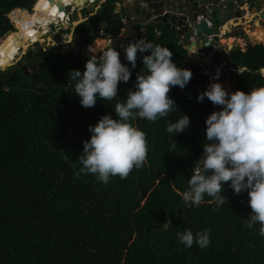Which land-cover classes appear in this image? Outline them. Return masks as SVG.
Instances as JSON below:
<instances>
[{"label": "trees", "instance_id": "16d2710c", "mask_svg": "<svg viewBox=\"0 0 264 264\" xmlns=\"http://www.w3.org/2000/svg\"><path fill=\"white\" fill-rule=\"evenodd\" d=\"M118 2L107 0L91 19L109 22L106 36H116L122 25L118 18L112 21L118 17ZM78 3L0 0V58L10 57L22 40L42 31L39 27L56 22L65 6ZM29 20L35 23L26 27ZM126 23L124 29L130 31L132 25ZM146 38L168 46L172 59L190 68L192 76L184 88H170L176 109L169 117H137L148 142L143 166L107 183L93 173L77 174L82 142L90 138L88 126L103 114L116 117L112 105L134 87L137 72L143 70L142 55L150 50L138 52L129 81L118 83L117 98H98L91 107L79 103L68 75L71 69L83 72L89 58L83 53H61L58 46L40 49L46 64L38 71L27 75L13 65L0 71V264H264V237L258 235V225L242 224L251 211L247 191L236 194L224 182L226 200L219 207L207 194L198 206L184 202L181 193L203 154L205 119L219 106L207 97L197 100L208 81L177 42L175 30L161 22L147 27ZM261 38L264 43V31ZM229 62L236 67L235 90L247 92L264 84L256 71L264 65L263 44L230 50ZM181 114H187L190 123L172 140L166 121ZM185 228L193 233L209 229V244L185 247L176 236Z\"/></svg>", "mask_w": 264, "mask_h": 264}, {"label": "clouds", "instance_id": "9594fccd", "mask_svg": "<svg viewBox=\"0 0 264 264\" xmlns=\"http://www.w3.org/2000/svg\"><path fill=\"white\" fill-rule=\"evenodd\" d=\"M106 1L96 0L94 5L88 7H96L97 10ZM119 14L122 13L119 11ZM156 16L152 13L146 17L148 20L145 22V29L162 22H156ZM79 18H82V22L87 19L83 18V13ZM131 20L125 14V22L130 23ZM33 23L35 22L29 20L26 27H31ZM151 23L157 25H149ZM137 24L142 27L143 20ZM167 24L172 28L171 24ZM38 30L44 28L39 27ZM74 30L75 28L72 35ZM193 41H196V45L188 54L192 62L203 71L201 73L205 75L209 85L198 93L197 100L202 101L207 97L219 106V109L212 111L205 119L203 154L197 160L198 163L196 161L187 179L188 187L181 196L186 204L198 206L207 194L219 207L226 200L224 182H229L236 194L247 191L251 211L247 218L242 219V224L248 228L258 225V235L264 237V84L253 86L247 92L239 88L229 91L219 81L221 78L218 73L214 75L213 71L194 61L192 56L193 53L200 52V57L205 56L210 60L213 52L221 46L217 48L216 44L205 49L203 44V48L197 50L199 41L193 39L189 33L181 35L177 42L188 50ZM71 44L74 46L73 39ZM118 46L123 48L124 58L130 62V66L122 63L121 53L118 47H113V43L103 47L94 43L88 45L87 49L92 54L85 61L83 72L77 68L68 73L73 81V92L80 97L79 103L84 107H91L98 98L106 101L117 98L118 83L129 81L132 70L136 67L138 52L150 50L149 54L142 55L143 70L137 72L134 87L126 89L127 94L123 101L116 99L112 105L116 117L111 113L103 114L95 124L88 126L90 138L82 142L83 150L77 159L81 166L77 174L93 173L104 183L116 175L124 179L134 167L138 169L143 166L146 162L148 142L146 133L136 124L137 117L151 121L169 117L173 107L176 109L174 99L168 95L170 88H184L192 76L190 68L177 65L172 59V50L166 45L141 37L122 45L119 42ZM97 52L99 55H96ZM20 55L22 56L23 52ZM12 62L11 57L0 58V71H4L9 64L13 65ZM230 68H234L236 72L235 66L230 65L227 69ZM256 71L264 77V65H260ZM189 123L190 117L181 114L174 121H166L165 131L172 139L175 133L185 130ZM176 236L180 243L189 248L194 242L200 248L206 247L210 242V230L207 228L195 233L191 228H185L182 232L178 231Z\"/></svg>", "mask_w": 264, "mask_h": 264}, {"label": "water", "instance_id": "95a60500", "mask_svg": "<svg viewBox=\"0 0 264 264\" xmlns=\"http://www.w3.org/2000/svg\"><path fill=\"white\" fill-rule=\"evenodd\" d=\"M135 7L139 10L142 7V11L147 9L148 15L155 13L158 18L156 22H171L173 29L177 31V41L184 33H189L193 39L201 41L205 44L206 49L213 47L216 44L222 45V50H215L213 56L210 57V62L207 64L204 61L200 63L207 68L209 71H213L217 68L219 63H222L224 59H227V53L225 52V44L219 42L218 31L220 28V22L225 23L230 19V15H233L236 3L238 0H135ZM218 2L217 6L214 7V3ZM124 2L123 5H125ZM213 4V5H211ZM121 3L116 4V13H119ZM212 6V7H211ZM214 8V9H213ZM203 16L201 20L200 16ZM239 15V13H237ZM264 17V14H263ZM119 19H122V14H119ZM140 20H136L139 23ZM211 23V25H209ZM130 33H133L134 24H131ZM153 25V23L149 24ZM125 33H128L125 31ZM134 34V33H133ZM131 37H126L125 41L129 42ZM85 39L83 40V42ZM83 54L90 56L92 53L89 52L87 47L83 45ZM56 43V42H55ZM53 45H57V44ZM187 44V41L185 42ZM119 41L115 40L113 47H117ZM196 45V41L191 42L188 47V52L191 53L192 48ZM234 45V44H233ZM233 45H229V49L233 48ZM81 46V47H82ZM122 52V51H121ZM123 53V52H122ZM32 53L28 54L30 56ZM78 54V53H77ZM122 63L129 64V62L124 58V53L121 54ZM26 70V68H24ZM14 75V74H13Z\"/></svg>", "mask_w": 264, "mask_h": 264}, {"label": "flooded vegetation", "instance_id": "af4514ba", "mask_svg": "<svg viewBox=\"0 0 264 264\" xmlns=\"http://www.w3.org/2000/svg\"><path fill=\"white\" fill-rule=\"evenodd\" d=\"M79 1V0H78ZM84 1V4L82 5V4H80V2L78 3V4H74V6H80V7H83V6H85V4L87 3V2H89V0H83ZM255 0H246L245 1V3H247L249 6H250V11H251V8H253V2H254ZM226 2L227 3H229V0H226ZM122 5H121V7H120V12L121 13H123L124 14V16H123V18L122 19H119L118 17H119V13H117V15H118V17H116V16H114L113 17V20L112 21H114V20H116L117 18H118V20H120L121 21V23H122V25H121V27H120V30H119V33H117V35L116 36H110V35H108V36H106V33H105V29H106V27L109 25V22L108 21H104V20H100V19H95V20H91L92 19V17H95L97 14H98V12H99V10H100V8H101V6L96 10L95 8H93L92 9V11H90V12H88L87 10H88V8L89 7H87L84 11H83V13H84V19H86L85 21L86 22H88L89 20H91V21H89V23H88V26L86 27V28H82L81 27V25H82V23H84V22H82V23H80L78 26H76V28H75V30L73 31V43H74V46H71V43H70V45L68 46V48H66V49H64V50H62L61 48H60V46L58 45V47L60 48V50H59V52H61V53H65V52H68V51H74L75 49L77 50L75 53H82V51H83V46H82V42H83V40L85 39V41L83 42V45L85 46V47H88V44H87V42L89 41V40H91L93 37H95V36H97L96 38H98V37H102V39L104 38V39H108V38H113L114 40H113V43L115 42V40H118L119 42H121V40H124L125 39V5H123V3H124V1L123 0H121V2H120ZM238 3V2H237ZM217 4H218V2H215L214 3V7H216L217 6ZM241 6V5H240ZM233 7H235L236 8V6H233ZM144 8V7H143ZM214 9V8H213ZM96 10V11H95ZM135 11H137V12H139V11H142V8L141 9H137L136 7H135V9H134ZM97 12V13H96ZM116 12V11H115ZM251 14V13H250ZM147 17H149V15L147 16ZM260 18V16H258V15H256L254 18L252 17V19L251 20H249L248 21V24H247V26L250 28L249 30H248V32H250L249 34H251L252 36H254L255 37V33L253 34L252 33V30H254V29H256L255 27H256V25H255V21L257 20V19H259ZM261 20V19H260ZM131 22H134L135 23V20L134 19H132L131 20ZM228 23V22H227ZM226 23V24H227ZM135 24H137V23H135ZM160 24V23H159ZM226 24H220L219 25V27L218 28H220L219 29V31H218V35H219V41H222L221 39L223 38V37H220V36H223V35H227L226 36V39H230L229 37H231V34H232V31L230 32V31H226V32H224V30H223V28H224V26L226 25ZM259 27H261V25L259 26ZM233 28H236L237 29V27H233ZM71 30V32L69 31V29H62V32H66V31H69V33H72V29H70ZM41 31H39L38 33H40ZM54 32V29L52 28V30L51 31H49L48 32V34L47 35H53L55 38H57L58 39V37H56V34H54L53 33ZM61 31L60 32H58V33H62ZM146 32H147V29H146ZM230 32V33H229ZM147 34V33H146ZM237 34H238V32H237ZM246 36L245 37H247V34H245ZM78 37V38H77ZM96 40V39H95ZM235 41H237L236 39H235ZM235 41L232 43V45H233V48L232 49H229V47H228V43H224L225 44V46H226V48H225V52L227 53V59H224V61L222 62V63H220V64H218V67L216 68V69H214L213 70V72H214V75H217V73H218V75H219V78H221V76H222V74H224V71L225 70H227V68H229L230 67V65H231V63L229 62V51L230 50H233L234 48H236L237 46H238V44H236L235 43ZM46 42V41H45ZM42 43H44V39H42ZM79 43H80V48L78 47L79 46ZM197 44H198V42H197ZM55 46H57V45H51V43L48 45V47L47 48H45V47H43V48H40L42 51H48V50H50L52 47H55ZM82 46V47H81ZM198 47H197V50L198 49H202L203 48V45H202V47H200L199 48V45H197ZM239 47V46H238ZM205 49H206V47H204ZM40 49H39V51L38 50H36V49H34V50H29L27 53H23V55H22V57L20 58V59H16L14 62H12V64L16 67V66H18L19 68H21L27 75H29L30 73H32V72H35V71H38V69L41 67V66H43V65H45L46 63H45V59H44V57H43V55H42V52L40 51ZM18 51V50H17ZM21 52H22V49H21ZM30 53H32L30 56H28V54H30ZM200 52H196V54H199ZM195 54V53H194ZM30 58V59H29ZM220 65V66H219ZM24 68H26V70L24 69ZM216 71H218V72H216Z\"/></svg>", "mask_w": 264, "mask_h": 264}, {"label": "crops", "instance_id": "0c3cea01", "mask_svg": "<svg viewBox=\"0 0 264 264\" xmlns=\"http://www.w3.org/2000/svg\"><path fill=\"white\" fill-rule=\"evenodd\" d=\"M245 1L246 0H238V3H236V8L234 10L233 15H230V19L227 20L228 23L227 22H225V23L220 22V24H226L227 23L224 26L223 30L227 29L229 31H232L231 37H229V38L231 40L232 39L233 40L234 39L238 40V43H239L240 39H242L243 42H244V40L246 38L245 34L248 35V33H247L248 31L246 30V28L244 26L248 24V21L251 20L252 17L254 18L256 15L260 16V18L257 19L256 21H260V23L262 25V28L264 29V25H263L264 24V19H263L264 0H255L253 2L254 4H253V8H251V11H250V6L247 3H245ZM135 6L136 5H135L134 0H131V1L128 0L127 3H125V14L128 15L129 19L143 20V25H146L145 22H146V20H148L146 17L148 16L149 12L148 11H144V10L137 12V11L134 10ZM237 13H239V15H237ZM130 15H132V16H130ZM256 21H255V25H256ZM135 23H136V21H135ZM170 23L171 22H169V24ZM154 24L155 23H153V25ZM155 25H157V24H155ZM233 27H237V29L233 28ZM255 28L256 29L252 30L253 34L257 33L259 31L257 27H255ZM237 32H238V34H237ZM226 36L227 35L220 36V37H223L221 40L226 39ZM230 39H229V41H230ZM219 42L223 43V41H219ZM230 42H231L230 44H232V41H230ZM198 45H199V48H200V47H202L203 43L201 41H199ZM218 46H222V45L217 44V48H218ZM204 47H206L205 44H204ZM225 48H226V46H225Z\"/></svg>", "mask_w": 264, "mask_h": 264}, {"label": "rangeland", "instance_id": "374dc122", "mask_svg": "<svg viewBox=\"0 0 264 264\" xmlns=\"http://www.w3.org/2000/svg\"><path fill=\"white\" fill-rule=\"evenodd\" d=\"M79 2H80V4H84V1L83 0H79ZM81 6V5H80ZM79 6V7H80ZM97 6V5H96ZM97 7H99V6H97ZM89 8H94V7H89ZM88 8V12H90V11H92L91 9H89ZM83 15H84V13H83ZM85 16V15H84ZM83 16V17H84ZM130 16H132V15H130ZM115 18V17H114ZM264 18V17H263ZM131 20V19H130ZM83 21H85V20H83ZM82 22V18H79V15H77V14H75L74 13V16H72V24H71V27H70V29H74L75 27H76V25H79V23H81ZM131 23V22H130ZM126 23H125V27H126ZM264 25V24H263ZM249 26V25H248ZM246 29L247 28H249V27H247V25H245L244 26ZM69 29V31L71 32V30ZM126 30H128V29H126ZM69 31H67V33H68V39L67 40H65V39H63V40H60V39H57V38H55L53 35H44L43 36V38H41V39H44V43L42 44L41 42H40V40L38 39V40H30V39H32V38H29V39H27V40H29V41H31V42H29V43H26V41L25 40H22L21 42H20V44H19V48H18V51H17V53L14 55V57L12 58V60H13V62L17 59V57L19 56V59L22 57L21 55H20V53H21V49H22V52L24 53H27L29 50H34V49H36V50H38L39 51V49L40 48H43V47H45V48H47L48 47V45L51 43V45H53L54 44V42H57V43H59V44H57V45H59L60 46V48L62 49V50H64V49H66V48H68V46L70 45V43H68V41H71L72 39H73V35H72V33H69ZM247 31H248V29H247ZM126 32H128V33H130V31L128 30V31H126ZM248 33V35H247V37L245 38V40H244V43L243 44H239L238 43V40L237 41H235V43L236 44H238V46L242 49V50H246L247 49V46L249 45V44H252V45H255V44H263L264 45V43H260L261 42V39L262 38H259V37H254V36H252L251 34H249L250 32H247ZM39 35V34H38ZM72 37V38H71ZM78 38V37H77ZM96 40H98V41H101V42H107L104 38V40H102V37H98V38H95ZM93 40V42H92V44L96 41V40ZM264 39V38H263ZM46 41V42H45ZM56 44V43H55ZM71 46H73V44H71ZM237 46V47H238ZM79 48H80V43H79V46H78ZM121 48V47H120ZM98 54H99V52H98ZM206 57L204 56V57H202V58H197L196 57V60H197V62H200V61H204V62H208V61H206ZM193 61V60H192ZM195 61V60H194ZM9 66H11V64L9 65ZM14 66V65H13ZM6 69V68H5ZM201 72H203L202 70H201ZM220 82H222V84L229 90V91H234L235 90V72H234V68H230V69H227V70H225L224 71V74H223V76L221 77V79L219 80Z\"/></svg>", "mask_w": 264, "mask_h": 264}, {"label": "built area", "instance_id": "2783aa9c", "mask_svg": "<svg viewBox=\"0 0 264 264\" xmlns=\"http://www.w3.org/2000/svg\"><path fill=\"white\" fill-rule=\"evenodd\" d=\"M96 3V0H89V2H87L85 4V6L83 7H79V6H74L72 5L71 7H68L66 6V11L65 13L64 12H61L58 14V21L55 22V21H52L48 26H46V28H44V31H45V34H48L49 31L52 30V28L54 29V34H56V37H58V39L60 40H67L68 39V34L67 33H64L62 32V29H67V28H70L69 25L71 24L72 22V16H74V13H77V15H81V13H83V11L88 7V5H94ZM213 5V4H211ZM212 7V6H211ZM63 15V16H62ZM157 17V16H156ZM201 18H203V16L201 15L199 17V19L201 20ZM126 23V22H125ZM132 24H134V34L133 33H126L125 34V38L126 37H131L130 40H133V39H139L141 37H144L145 39L146 38V29H145V25L141 24L142 27H138L139 24H135L134 22H131ZM209 25H211V23H209ZM62 32V33H58V32ZM157 32V35L160 36V32L159 31H156ZM113 38H108L106 41L108 43V45H111L113 43ZM68 43H71V41H68ZM127 42L124 40H121L120 42V45L122 44H126ZM56 44H59L56 42ZM114 45V43H113ZM219 50H222V48H218ZM77 50L75 49L74 52H76ZM122 51H123V48H122ZM83 52V51H82ZM124 53V51H123Z\"/></svg>", "mask_w": 264, "mask_h": 264}, {"label": "bare ground", "instance_id": "6f19581e", "mask_svg": "<svg viewBox=\"0 0 264 264\" xmlns=\"http://www.w3.org/2000/svg\"><path fill=\"white\" fill-rule=\"evenodd\" d=\"M63 16V15H62ZM59 20V19H58ZM58 20H56V22L58 21ZM127 24V23H126ZM261 25V23H260V21H256V27L258 28V32L257 33H255V37H259V38H261V34L263 33V31H264V29L262 28V25H261V27H259ZM132 27V26H131ZM248 27V26H247ZM43 28H46V27H43ZM229 28V27H228ZM248 30L250 29V28H247ZM246 29V30H247ZM130 30H131V28H130ZM125 31H128V30H126L125 29ZM226 31H229V30H224V32H226ZM231 32V31H230ZM39 34V35H38ZM44 34H45V31L44 30H42L40 33H36L35 35H33V37H32V39H30V40H40V42L42 43V39L41 38H43V36H44ZM125 36V35H124ZM18 37L19 38H21V36L20 35H18ZM29 39V38H28ZM102 40H104V39H102ZM26 41V43H29V42H31V41H29V40H25ZM223 41V43H231L230 41H232V43L235 41V39L233 40H231L230 39V41H229V39H223L222 40ZM261 42H262V39H261ZM244 42H243V40L242 39H240L239 40V44H243ZM43 44V43H42ZM231 45V44H230ZM118 48V50L120 51V53L121 54H123L121 51H122V49L119 47V46H117ZM18 48H19V46L16 48V50L13 52V54L10 56L11 58H13L14 57V55L17 53V50H18ZM192 56H194L195 57V59H196V57L197 58H202V57H200L198 54H192ZM207 59H206V61H208V62H210V60H209V58L208 57H206ZM196 62H197V60H196ZM208 62H205L206 64L208 63ZM10 65V64H9ZM8 65V66H9ZM216 72H218V71H216ZM207 74H209V72H207Z\"/></svg>", "mask_w": 264, "mask_h": 264}, {"label": "snow or ice", "instance_id": "6c2138e0", "mask_svg": "<svg viewBox=\"0 0 264 264\" xmlns=\"http://www.w3.org/2000/svg\"><path fill=\"white\" fill-rule=\"evenodd\" d=\"M29 35H32V33H31V32H29Z\"/></svg>", "mask_w": 264, "mask_h": 264}]
</instances>
